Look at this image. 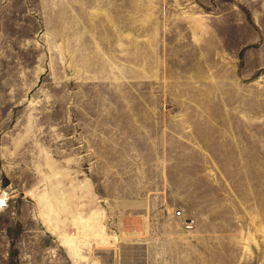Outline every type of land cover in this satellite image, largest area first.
<instances>
[{
  "label": "rangeland",
  "instance_id": "1",
  "mask_svg": "<svg viewBox=\"0 0 264 264\" xmlns=\"http://www.w3.org/2000/svg\"><path fill=\"white\" fill-rule=\"evenodd\" d=\"M103 155L166 163L152 264H264V0H0V264H145Z\"/></svg>",
  "mask_w": 264,
  "mask_h": 264
},
{
  "label": "crops",
  "instance_id": "2",
  "mask_svg": "<svg viewBox=\"0 0 264 264\" xmlns=\"http://www.w3.org/2000/svg\"><path fill=\"white\" fill-rule=\"evenodd\" d=\"M90 133L95 134L87 128V134ZM105 145L103 143V150L106 149ZM155 146L157 147L156 142H147L146 150H151ZM86 148L92 149L91 144L87 143ZM103 162L102 174L99 179L94 180V182L101 181L103 187V193L94 189L96 199L101 197L103 200L105 208L103 216L107 215L109 220L113 219L121 232L127 231L130 219L140 222L138 227L131 229L135 234L133 237H127L121 233L123 246L134 249V259L139 263L169 261L165 258L166 255L147 254L143 250L148 247H158L159 250H163L164 247L174 246L176 242L175 214L168 196L170 184L165 161L160 164L154 160L152 163V160L143 156L129 169L106 165L105 155H103ZM89 181L87 180V184Z\"/></svg>",
  "mask_w": 264,
  "mask_h": 264
}]
</instances>
